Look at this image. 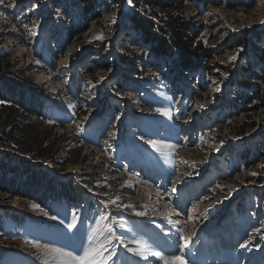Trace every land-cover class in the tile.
<instances>
[{
    "label": "rangeland",
    "instance_id": "374dc122",
    "mask_svg": "<svg viewBox=\"0 0 264 264\" xmlns=\"http://www.w3.org/2000/svg\"><path fill=\"white\" fill-rule=\"evenodd\" d=\"M169 1L187 68L126 3L0 0V80L56 123L0 103L29 148L0 144V264H264V0Z\"/></svg>",
    "mask_w": 264,
    "mask_h": 264
},
{
    "label": "trees",
    "instance_id": "16d2710c",
    "mask_svg": "<svg viewBox=\"0 0 264 264\" xmlns=\"http://www.w3.org/2000/svg\"><path fill=\"white\" fill-rule=\"evenodd\" d=\"M119 5L122 4V2L127 5L130 9H140L143 11L144 21L146 22V25L143 27L142 23L140 21H137V19H134L135 22H138L139 28L143 29V34L140 35L144 41L148 42L150 44V50L156 52V55L163 54V55H168L173 50L174 52H178L180 55L182 54L185 56L183 58H180L176 60V64L181 68H187L190 66L189 62H192L191 57L189 55V51H185L183 49H180L179 47L177 49L174 48L172 45V42L177 40L178 42L181 41V38L185 32L186 29V22H184L182 17H172L169 19H161L157 20V5L158 3H163V4H168L170 3L169 0H132V4H128V0H115ZM137 12H139L137 10ZM162 21L166 27H168V32H166L165 36H163L157 28L158 22ZM141 25V26H140ZM148 26V27H147ZM157 28V31H156ZM177 43V42H176ZM171 44V45H170ZM177 53V54H178ZM4 55L3 53H0V57ZM13 84V83H12ZM11 83L9 84L5 80H0V101H2L1 106L6 108L8 110V114L10 115L11 111H15L16 109H22L27 113H30L32 115L37 116L40 120L42 121H47L52 124H56L55 121L50 117V115L44 113L39 109L40 105L38 102H42L43 100H37V94L33 91L30 90L28 91L21 85H17L16 87H11L15 86L12 85ZM10 85V86H9ZM8 86V87H7ZM12 88V89H11ZM12 91H15V96H12L11 93ZM32 91V92H31ZM28 96L30 99H32L35 104L31 106H25L23 100H25V97ZM39 99V98H38ZM4 102L9 103V105H4ZM9 118V117H8ZM7 118V119H8ZM6 116L0 118V144L4 146L10 147V149H19V150H29L26 149V145L24 142L19 141L11 132L5 128V122L7 121ZM61 122V121H58ZM57 122V123H58ZM37 144H39V148L41 149V140L36 141ZM46 149H42L41 152H45Z\"/></svg>",
    "mask_w": 264,
    "mask_h": 264
},
{
    "label": "bare ground",
    "instance_id": "6f19581e",
    "mask_svg": "<svg viewBox=\"0 0 264 264\" xmlns=\"http://www.w3.org/2000/svg\"><path fill=\"white\" fill-rule=\"evenodd\" d=\"M128 94H130V95H132V93L131 92H127ZM122 176V175H121ZM125 175H123L122 177H124ZM131 183H133L132 181H130V184ZM144 189H145V192L147 193L146 194V196H145V198L149 201V200H155V201H158V203H159V207L161 208V207H163L164 205H166V206H169V202L170 201H167L168 200V195L167 196H161L160 194H159V192H151L152 191V188H149V186L148 185H145V187H144ZM158 191V190H157ZM140 193H141V191H140ZM166 206H164V207H166ZM163 207V208H164ZM164 211L162 212V213H159V214H157V218L159 217V218H161V217H163V216H166V209L164 208L163 209ZM168 211V210H167ZM179 213V212H178ZM156 215V214H155ZM154 215V216H155ZM168 218H165V220H167L169 223H168V225L169 226H173L172 224L174 223V225L175 224H177V223H180V224H184V227H186L187 225H190V224H188L189 223V219H190V216L189 217H187L186 218V216L185 215H181V217H179V215L178 214H171L170 216H167ZM146 218H150L151 219V215H148ZM188 219V220H187ZM191 219H192V217H191ZM155 220V219H154ZM163 220V218L160 220V221H162ZM197 220H200V218L199 219H197V218H195V220H194V222L195 221H197ZM172 222V223H171ZM193 225V224H192ZM179 226V225H178ZM181 226V225H180ZM191 226V225H190ZM175 227V226H174ZM188 228V227H187ZM194 227H192L191 229H193ZM152 229H153V231L155 230L153 227H152ZM174 229V228H173ZM179 229V228H178ZM175 230V229H174ZM182 230H185V229H182ZM180 231V230H179ZM165 232V231H164ZM183 232V231H182ZM166 233V232H165ZM160 245H161V247L163 248V250H166V248L167 247H169V248H172V246H173V244L167 239V238H161L160 237ZM134 257L136 258V261L138 262L139 260L140 261H143V259H142V257H140L139 255H134ZM249 260V259H248ZM248 260H246L245 259V261H244V264H247V262H248ZM146 262V261H145Z\"/></svg>",
    "mask_w": 264,
    "mask_h": 264
},
{
    "label": "snow or ice",
    "instance_id": "6c2138e0",
    "mask_svg": "<svg viewBox=\"0 0 264 264\" xmlns=\"http://www.w3.org/2000/svg\"><path fill=\"white\" fill-rule=\"evenodd\" d=\"M128 3H129V4H132V0H128ZM232 59H235V57H232ZM0 103H2V101H0ZM167 114H168V113L166 112L165 115H167ZM153 146L155 147V144H153ZM158 150H159V149H158ZM70 227H71V225H70ZM257 231H259V230H257ZM189 239H190L189 237H185V238H184L185 246H187ZM242 246H243V245H242ZM130 251H135V250L130 249ZM98 254H99V253H97V255H98ZM136 254H138V255H142V253H136ZM86 255H87V253H86ZM152 255H154V256H158L161 260H164V261H165V264H183V261L181 260L180 257H172L171 260H169L167 257L161 255V253H159V252H153ZM145 258H146V257H145ZM82 259H83V258H82Z\"/></svg>",
    "mask_w": 264,
    "mask_h": 264
}]
</instances>
